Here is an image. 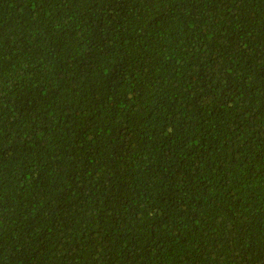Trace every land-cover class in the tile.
Here are the masks:
<instances>
[{"label": "trees", "instance_id": "16d2710c", "mask_svg": "<svg viewBox=\"0 0 264 264\" xmlns=\"http://www.w3.org/2000/svg\"><path fill=\"white\" fill-rule=\"evenodd\" d=\"M0 264H264V0H0Z\"/></svg>", "mask_w": 264, "mask_h": 264}]
</instances>
